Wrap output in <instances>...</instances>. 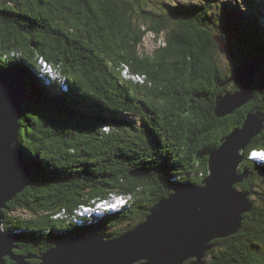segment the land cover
<instances>
[{"label":"trees","instance_id":"16d2710c","mask_svg":"<svg viewBox=\"0 0 264 264\" xmlns=\"http://www.w3.org/2000/svg\"><path fill=\"white\" fill-rule=\"evenodd\" d=\"M148 5L0 0V73L20 67L31 86L16 147L34 173L3 211L4 229L22 235L20 254H38L76 234L123 235L176 185L201 184L210 154L249 112L256 109L264 120V0ZM149 33L165 43L142 54ZM215 38H224L234 68L245 59L262 68L253 100L223 118L215 114L217 98L239 84L227 82L234 68L224 70ZM43 63L57 79L42 72ZM124 66L146 84L124 80ZM255 149H264V129L243 153L240 172L249 177L237 186L251 193L253 210L237 235L212 242L208 264H264V165L250 158ZM111 194L128 195L127 207L80 226L72 222L79 206ZM14 210L37 217L23 221L12 217Z\"/></svg>","mask_w":264,"mask_h":264},{"label":"water","instance_id":"95a60500","mask_svg":"<svg viewBox=\"0 0 264 264\" xmlns=\"http://www.w3.org/2000/svg\"><path fill=\"white\" fill-rule=\"evenodd\" d=\"M221 54L228 52L224 38H215ZM262 72L257 59H245L231 72L228 83L239 90L217 98L215 114L223 118L253 100V87ZM30 81L20 67L0 73V264H208L213 241L237 235L244 215L253 210L251 193L237 189L247 179L240 172L243 154L254 137L264 129L256 109L249 112L243 126L233 131L210 154L208 174L201 184H179L158 201L145 221L123 235L110 239L98 233L75 235L57 241L52 248L34 255H22V235L4 231L8 204L29 187L31 163L16 147L22 107L30 92Z\"/></svg>","mask_w":264,"mask_h":264},{"label":"rangeland","instance_id":"374dc122","mask_svg":"<svg viewBox=\"0 0 264 264\" xmlns=\"http://www.w3.org/2000/svg\"><path fill=\"white\" fill-rule=\"evenodd\" d=\"M166 0H146V3H148V8L149 9H154L153 6L155 4H160V3H164ZM202 0H170V2L174 5H176L177 3H201ZM223 1H229L231 3L237 1V2H240L241 0H219V2H223ZM155 3V4H154ZM244 3V2H243ZM263 17H264V12H263ZM155 34L153 33H149L145 38H144V41H143V44L140 46V52L142 54H152V52L155 50L156 46H157V43H158V46L159 45H163V43H165L164 41V36L163 37H157V36H154ZM221 61H222V64L224 65V70L226 71H229L230 68H234L235 66V59L233 56L231 55H226V53L224 54H221ZM47 71H50L49 69ZM127 73H123V75H125ZM57 77V76H56ZM55 78V77H54ZM124 80H126V78H124ZM143 85L146 84V82H143V81H140ZM128 118L129 120L133 121V122H136V123H139L140 122V119L138 117H135V116H131V115H128ZM109 198L110 199H113L115 198L114 197V194H111L109 195ZM107 200H103L101 201V203L104 205L105 202ZM118 202V201H117ZM82 209L85 210L86 208H78L77 210L81 213H84L82 212ZM12 217L14 218H19L23 221H26V220H32V219H36L35 217L37 216H33L31 215L30 213H28L27 211H24V210H14L12 212ZM97 215H100V214H97ZM86 214H82L81 216L79 217H82V218H85ZM62 217V215H56L54 216L55 219H58ZM87 217L88 219H97V217H92L91 218V214H87ZM59 227H62L61 224H58ZM120 229H123L122 227H120Z\"/></svg>","mask_w":264,"mask_h":264},{"label":"bare ground","instance_id":"6f19581e","mask_svg":"<svg viewBox=\"0 0 264 264\" xmlns=\"http://www.w3.org/2000/svg\"><path fill=\"white\" fill-rule=\"evenodd\" d=\"M48 68H49V66H48ZM127 73V74H125V75H123V77L124 78H126V80H129V81H132V80H139V82L140 81H143V82H145V79H144V77L142 76V75H140V74H132L131 73V71L130 70H125V66H124V68H123V70H122V73ZM141 83V82H140ZM259 161H261L260 163H262V165H264V159H260ZM33 176V175H32ZM183 184V183H182ZM115 201V198H113V199H107V201L105 202V204H104V206L102 207V208H99L100 207V204L99 205H97V207H96V210L97 211H99V213H97V214H100L101 216L102 215H106V213H113V211H111V207L113 206V204H112V202H114ZM122 204V203H121ZM80 207V209L81 208H86V207H84V206H79ZM82 212H84V213H82V214H86V216H85V220H82V223H84L85 221H86V219H88V217H87V214H91V213H89L88 211H87V209H85V210H83L82 209ZM81 214V212H79L78 210H76L75 212H74V215L72 216V218H76V216H78V215H80ZM97 214H91V218L92 217H97V218H102L101 216H99V215H97ZM103 216V217H104Z\"/></svg>","mask_w":264,"mask_h":264},{"label":"clouds","instance_id":"9594fccd","mask_svg":"<svg viewBox=\"0 0 264 264\" xmlns=\"http://www.w3.org/2000/svg\"><path fill=\"white\" fill-rule=\"evenodd\" d=\"M42 65V68H41V70H42V72L43 73H45V74H47L51 79H57L58 78V74L56 73V71H55V69L50 65V64H41ZM48 66H50L51 67V69H49L48 68ZM124 68V67H123ZM50 70V71H47V70ZM123 70V69H122ZM121 73H122V71H121ZM57 76V77H56ZM55 77V78H54ZM122 77H123V73H122ZM123 79H124V77H123ZM126 81H129V80H126ZM132 83H134V82H132ZM250 158H253L254 160H260V159H264V149H255V150H253L252 152H251V156H250ZM186 184V183H185ZM114 197H115V199H117L118 198V194H114ZM120 198H122L123 199V201H124V203H127L128 201H129V196H122V197H120ZM107 199H109V196L106 198V199H104V201L105 200H107ZM118 201V200H117ZM97 202V200L94 202V203H96ZM94 203H92V204H94ZM84 206V205H83ZM89 206H91V204H89ZM100 207H103V205H101ZM80 208V207H79ZM119 208V207H118ZM122 208H120L119 210H121ZM89 212V211H88ZM82 214V213H81ZM94 214H97V213H94ZM99 216H101V215H99ZM104 215H102L101 217H103ZM78 216H76V218L74 217V218H72V222L73 223H75L76 225H83V223H82V220L80 221V222H78L77 223V220H79V218H77ZM84 220V219H83ZM4 226V225H3ZM3 229H4V227H3ZM4 231H6L5 229H4Z\"/></svg>","mask_w":264,"mask_h":264},{"label":"flooded vegetation","instance_id":"af4514ba","mask_svg":"<svg viewBox=\"0 0 264 264\" xmlns=\"http://www.w3.org/2000/svg\"><path fill=\"white\" fill-rule=\"evenodd\" d=\"M41 241H43V240H41ZM40 245L44 246V241H43ZM40 245H39V246H40ZM40 247H41V246H40ZM47 250H48V249H47ZM21 251H22V248H21V246H20V249L17 250L16 252H17L18 254H20ZM42 252H44V251H42ZM22 255H26V254H22ZM29 262L32 263V264H35V263L38 262V260L33 259V260H29ZM14 264H15V263H14Z\"/></svg>","mask_w":264,"mask_h":264},{"label":"built area","instance_id":"2783aa9c","mask_svg":"<svg viewBox=\"0 0 264 264\" xmlns=\"http://www.w3.org/2000/svg\"><path fill=\"white\" fill-rule=\"evenodd\" d=\"M49 69H51V67L49 66ZM125 70H130L129 67L125 66ZM134 83H140L139 80H132ZM142 84V83H140Z\"/></svg>","mask_w":264,"mask_h":264}]
</instances>
